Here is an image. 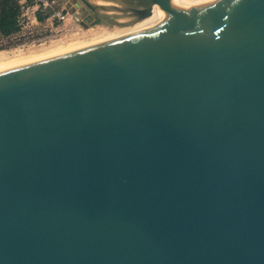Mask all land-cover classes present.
I'll list each match as a JSON object with an SVG mask.
<instances>
[{
	"label": "water",
	"instance_id": "water-1",
	"mask_svg": "<svg viewBox=\"0 0 264 264\" xmlns=\"http://www.w3.org/2000/svg\"><path fill=\"white\" fill-rule=\"evenodd\" d=\"M150 28L0 70V264H264V0H71Z\"/></svg>",
	"mask_w": 264,
	"mask_h": 264
},
{
	"label": "built area",
	"instance_id": "built-area-1",
	"mask_svg": "<svg viewBox=\"0 0 264 264\" xmlns=\"http://www.w3.org/2000/svg\"><path fill=\"white\" fill-rule=\"evenodd\" d=\"M18 31L6 38L13 44L41 46L65 39L79 26L58 0H17ZM38 15L42 16L41 19ZM2 39V38H0Z\"/></svg>",
	"mask_w": 264,
	"mask_h": 264
},
{
	"label": "rangeland",
	"instance_id": "rangeland-1",
	"mask_svg": "<svg viewBox=\"0 0 264 264\" xmlns=\"http://www.w3.org/2000/svg\"><path fill=\"white\" fill-rule=\"evenodd\" d=\"M58 1H59V7H63L67 11L71 8V6H73V3L71 2V0H58ZM204 1H206V0H193V1L192 0H187L186 1L187 3L185 2V4H187V5H189V4L190 5L191 4H198V3H200V2L202 3ZM72 19L75 21L73 16H72ZM129 27H131V26H129ZM121 28H123V27H117V26L108 24V23L103 22V21L98 23V25H96V26H93V25L89 24L85 28H83V27H81L79 25L75 29V31L73 33H71L70 35L66 36L65 39H61V40H58V41H53V42H51L49 44H45V45H41V46L21 45V44L17 45V44H13L9 40H6V38H2V39H0V64L1 63H2L1 65H4L6 63L9 64V63H11V62H13L15 60L17 61L18 59L29 57V56L30 57L31 56L32 57H34V56L36 57L37 56L36 58L38 59L40 57L45 58V57H48V56L55 55L54 52L57 53V54H61V53H64L66 51L69 52L68 48L70 47L69 48V50H70L77 43L82 44V45L86 44L87 46L90 43L89 45H91L92 42H94V41L97 42V39H100L102 37H103L102 39H104L105 37L108 38L112 34L114 35ZM103 33H104V35H103ZM111 38H113V37H111ZM83 40H84V42H83ZM65 41H66V43H65ZM99 41L102 42L104 40L100 39V40H98V42ZM79 44L77 46H82V45H79ZM71 45H73V46L71 47ZM86 45H84L83 47H85ZM63 49H66V50H63ZM61 50H63V51L60 52ZM56 51H59V52H56ZM45 54L46 55L48 54V55L44 56ZM18 57H20V58H18Z\"/></svg>",
	"mask_w": 264,
	"mask_h": 264
},
{
	"label": "bare ground",
	"instance_id": "bare-ground-1",
	"mask_svg": "<svg viewBox=\"0 0 264 264\" xmlns=\"http://www.w3.org/2000/svg\"><path fill=\"white\" fill-rule=\"evenodd\" d=\"M178 3H181L182 5H184V6H193V5H197V4H189V5H187V4H185V2L187 1V0H176ZM193 1V0H192ZM187 3V2H186ZM189 3V2H188ZM201 3V2H200ZM199 4V3H198ZM169 17L168 16H164L163 14H162V11L160 10H157V9H155V11H154V14L151 16V17H149L148 19H145V20H143V21H141V22H139V23H137V24H135V25H133V26H131V27H123V28H121L119 31H117L113 36L111 35V36H109L108 38H104V39H102V38H100L101 40H108V39H110L111 37H113V38H117V37H121V36H124V35H127V34H130V33H134V32H137V31H141V30H144V29H147V28H150V27H152V26H155V25H157V24H159V23H161V22H163V21H165V20H167ZM102 32V31H101ZM107 32V31H106ZM93 35V34H92ZM103 35H104V33H103ZM91 36V35H90ZM94 36V35H93ZM89 37V36H88ZM77 38V37H76ZM81 38V37H80ZM99 38V37H98ZM113 38H111V39H113ZM100 39H97V42H92L91 43V45H93V44H96V43H99V42H101V41H99L98 42V40H100ZM80 40V39H79ZM78 40V41H79ZM88 40V39H87ZM83 42H84V40H83ZM65 43H66V41H65ZM79 43H77V44H75V46H73V45H71V49L72 50H76V49H80V47L82 48L84 45H86V44H84V45H82V44H79V45H82V46H77ZM90 44V43H89ZM89 44H88V46H89ZM60 45V44H59ZM50 46V45H49ZM61 46V45H60ZM87 46V45H86ZM85 46V47H86ZM53 47V46H52ZM50 48V47H49ZM70 48V47H69ZM69 48H68V51H72L71 49L69 50ZM67 49V48H66ZM66 49H63V50H66ZM58 50V49H57ZM63 50H61L60 52H62ZM52 52V51H51ZM56 52H59V51H56ZM67 52V51H66ZM53 53V52H52ZM65 53V52H64ZM49 54V53H48ZM47 54V55H48ZM51 54V53H50ZM54 54L55 55H58L57 53H55L54 52ZM25 55V54H24ZM40 55V54H39ZM46 54L44 55V56H47ZM52 55V54H51ZM55 55H52V56H55ZM43 56V57H44ZM37 57V56H36ZM35 56L34 57H25V58H21V59H18L17 61L15 60V61H13V62H11V63H6V64H4V65H1L0 64V70L1 69H5V68H9V67H13V66H17V65H21V64H26V63H30V62H33V61H36V60H39V59H43L42 57H40V58H36ZM48 57H50V56H48ZM18 58H20V57H18ZM46 58V57H45Z\"/></svg>",
	"mask_w": 264,
	"mask_h": 264
},
{
	"label": "trees",
	"instance_id": "trees-1",
	"mask_svg": "<svg viewBox=\"0 0 264 264\" xmlns=\"http://www.w3.org/2000/svg\"><path fill=\"white\" fill-rule=\"evenodd\" d=\"M19 15L20 6L17 0H0V38H7L18 31ZM38 18L41 19L42 16L38 15Z\"/></svg>",
	"mask_w": 264,
	"mask_h": 264
},
{
	"label": "flooded vegetation",
	"instance_id": "flooded-vegetation-1",
	"mask_svg": "<svg viewBox=\"0 0 264 264\" xmlns=\"http://www.w3.org/2000/svg\"><path fill=\"white\" fill-rule=\"evenodd\" d=\"M102 22L101 20H99L98 18H96L95 16H93L92 21L90 22V25L96 26L98 25V23Z\"/></svg>",
	"mask_w": 264,
	"mask_h": 264
}]
</instances>
